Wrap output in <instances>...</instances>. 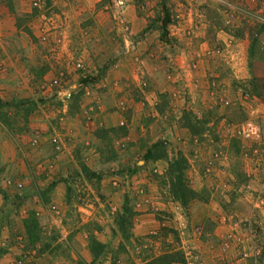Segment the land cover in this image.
<instances>
[{"label":"rangeland","instance_id":"1","mask_svg":"<svg viewBox=\"0 0 264 264\" xmlns=\"http://www.w3.org/2000/svg\"><path fill=\"white\" fill-rule=\"evenodd\" d=\"M138 1L140 24L117 0L46 34L33 96L0 97L26 154L0 167V264H264V134H237L264 128V0Z\"/></svg>","mask_w":264,"mask_h":264},{"label":"crops","instance_id":"2","mask_svg":"<svg viewBox=\"0 0 264 264\" xmlns=\"http://www.w3.org/2000/svg\"><path fill=\"white\" fill-rule=\"evenodd\" d=\"M109 1L115 4L117 0H0V97L33 96L32 81L39 78V75L36 76L32 67L44 61V50L49 47L48 43L43 41L46 34L51 31L57 33L63 26L68 38L64 39L62 44H68L71 41L70 35L86 18L114 14L109 9ZM138 2L127 0L125 12V15L130 16V20L134 19L136 24H140ZM31 127L34 129L32 125ZM15 139L9 136L3 141L0 132L1 168L12 167V161L17 158L23 159L26 155L25 152L16 149ZM59 191L61 192L59 184L52 189L55 195H59ZM247 194L252 196L248 204L247 217L248 220H254L256 203L253 204L252 200L254 198L256 201L254 197L256 192L247 191Z\"/></svg>","mask_w":264,"mask_h":264},{"label":"built area","instance_id":"3","mask_svg":"<svg viewBox=\"0 0 264 264\" xmlns=\"http://www.w3.org/2000/svg\"><path fill=\"white\" fill-rule=\"evenodd\" d=\"M264 45V40H263ZM77 67H82L81 63L77 64ZM51 86L59 87V83L57 79H52L50 82ZM56 95L61 97L63 100H68L71 97V92L69 90H65L62 88H58L55 91ZM237 134L244 140H253L259 139L264 134V128L260 126L256 121L247 120L244 121L239 128L237 129ZM53 142H57V138H52Z\"/></svg>","mask_w":264,"mask_h":264},{"label":"trees","instance_id":"4","mask_svg":"<svg viewBox=\"0 0 264 264\" xmlns=\"http://www.w3.org/2000/svg\"><path fill=\"white\" fill-rule=\"evenodd\" d=\"M175 166V163H174ZM179 181H177L173 187H174V193L176 197L184 204L187 203L189 200H192L196 198L197 194L195 191L188 188V186L183 183L182 180H180L179 177H177Z\"/></svg>","mask_w":264,"mask_h":264}]
</instances>
